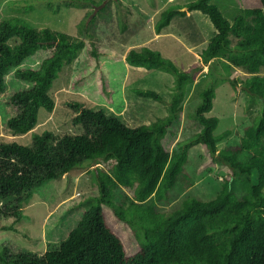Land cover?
Wrapping results in <instances>:
<instances>
[{"label": "trees", "instance_id": "16d2710c", "mask_svg": "<svg viewBox=\"0 0 264 264\" xmlns=\"http://www.w3.org/2000/svg\"><path fill=\"white\" fill-rule=\"evenodd\" d=\"M243 11L230 21L211 0L171 3L161 10L155 23L160 32L174 16L186 10H200L216 31L200 53L201 60L180 70L168 57L148 46L131 47L128 63L159 68L174 75L170 95L153 88H134L145 97L166 100L167 114L152 122L128 126L103 109L80 101L72 122L79 133L55 135L51 130L34 132L30 144L0 141V215L22 216V206L37 185L75 168L88 169L93 163H111L108 169L93 168L97 194L82 212L76 225L53 248L39 254L15 251L0 245L1 264H264V0H240ZM185 7V10L182 9ZM89 55L106 50L91 42ZM84 46L83 39L61 29L37 27L12 16L0 20V90L12 69L16 76L32 82L13 93L16 114L7 120L13 135L24 134L39 122L41 111L51 112L55 97L53 80L65 63H70ZM47 50L35 67L22 66L37 50ZM243 69L249 75L244 89L262 100L259 115L245 126L237 144L218 148L229 133H216L219 118L209 114L215 89L223 79L235 86V77L219 72L212 59ZM208 65L210 79L200 91L194 108L200 124L195 134L174 141L173 129L187 85ZM100 88L111 92L106 76ZM201 145L207 164L219 163L231 173L210 200L189 196L169 213L157 202L168 199L174 188L186 189L192 179L185 164L189 150ZM247 153L244 159L240 155ZM242 175L249 189L237 196L231 189L232 175ZM120 186L132 188V195L116 199ZM3 228L16 229L13 224Z\"/></svg>", "mask_w": 264, "mask_h": 264}, {"label": "rangeland", "instance_id": "374dc122", "mask_svg": "<svg viewBox=\"0 0 264 264\" xmlns=\"http://www.w3.org/2000/svg\"><path fill=\"white\" fill-rule=\"evenodd\" d=\"M190 0H0V20L18 16L37 27L61 29L83 39L84 46L76 58L65 63L51 85L55 97L53 111H41L38 124L24 134L13 135L7 129V120L16 114L11 97L14 92L27 89L32 82L15 75L12 69L6 75L5 87L0 90V141H16L28 145L34 132L51 130L55 135L79 133L81 128L72 122L75 109L71 103L80 101L93 109H103L115 115L128 126L149 123L167 114L166 100L141 96L134 88H153L168 98L174 75L159 68H145L128 63L125 54L131 47L148 46L170 58L180 69L201 60V51L216 31L210 18L200 10H186L176 15L160 33L155 23L162 9L171 3ZM223 15L232 21L243 11L240 0H211ZM182 9L185 10V7ZM92 41L105 49L98 57L89 55ZM47 50H37L22 66L35 67ZM214 67L229 77L238 79L235 86L223 79L215 89L213 106L209 114L219 118L216 133L229 130L218 141L221 149L240 142L245 126L259 115L262 100L252 97L244 89L243 80L249 75L243 69L227 66L226 60L212 59ZM105 75L111 92L100 88V76ZM208 65L187 85L179 115L174 122V141L185 139L200 129L194 118V108L201 100L200 91L210 79ZM247 153L240 155L244 159ZM201 145L190 148L186 170L192 184L186 189L174 188L168 199L157 205L165 213L179 207L189 196L210 200L222 187L223 179L231 173L229 167L219 163H205ZM111 163H93L88 169L75 168L59 177L37 185L32 197L22 206V216L0 215V245L15 251L43 253L56 247L80 219L82 212L97 194V181L93 168L108 169ZM231 189L241 196L248 191L243 176L231 177ZM116 199L132 195V188L120 186ZM13 224L16 229L3 228ZM1 264V263H0Z\"/></svg>", "mask_w": 264, "mask_h": 264}, {"label": "crops", "instance_id": "0c3cea01", "mask_svg": "<svg viewBox=\"0 0 264 264\" xmlns=\"http://www.w3.org/2000/svg\"><path fill=\"white\" fill-rule=\"evenodd\" d=\"M160 33V32H159Z\"/></svg>", "mask_w": 264, "mask_h": 264}]
</instances>
